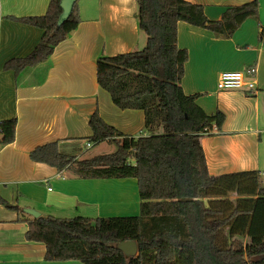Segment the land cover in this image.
<instances>
[{
  "label": "trees",
  "instance_id": "16d2710c",
  "mask_svg": "<svg viewBox=\"0 0 264 264\" xmlns=\"http://www.w3.org/2000/svg\"><path fill=\"white\" fill-rule=\"evenodd\" d=\"M136 18L147 36L141 50L97 60V81L120 109L144 111L150 135L129 137L95 112L90 117L97 145L117 150L75 160L57 142L30 152L35 162L61 170L74 165L82 178H136L141 199L137 216L90 219L82 216L25 218L28 241L46 245L45 259L84 264H264V182L259 171L212 175L202 146L208 130L221 129L223 111L207 114L198 94L182 88L188 51L178 45V23L229 38L248 18L260 21V1L227 7L220 20L187 0H136ZM61 0H50L43 15L8 17L43 30L34 50L13 58L4 70L18 75L47 60L81 22L78 2L58 26ZM16 119L0 122V144L15 139ZM23 213L18 206H10ZM136 241L127 257L118 243Z\"/></svg>",
  "mask_w": 264,
  "mask_h": 264
},
{
  "label": "crops",
  "instance_id": "0c3cea01",
  "mask_svg": "<svg viewBox=\"0 0 264 264\" xmlns=\"http://www.w3.org/2000/svg\"><path fill=\"white\" fill-rule=\"evenodd\" d=\"M187 1L202 5L209 19L220 20L227 7L252 0ZM259 1L260 21L246 19L229 38L180 21L178 45L189 55L184 92L198 94L196 101L207 114L221 110L226 115L222 128L202 139L209 172L256 170L264 182V0ZM49 2L0 0V122L17 120L14 141L0 144V264H84L46 260V245L25 237L24 219L33 216L7 205L32 208L44 217L140 214L136 178H82L74 165L59 170L30 158L36 147L57 142L75 160L88 159L72 151L100 144L87 140L95 112L129 137L150 135L144 111L120 109L97 81L100 56L137 51L147 41L136 18V0H78L80 24L47 60L18 75L4 70L8 60L30 54L43 36L42 29L8 17L43 15ZM250 66L257 68L256 91L218 90L222 72Z\"/></svg>",
  "mask_w": 264,
  "mask_h": 264
},
{
  "label": "built area",
  "instance_id": "2783aa9c",
  "mask_svg": "<svg viewBox=\"0 0 264 264\" xmlns=\"http://www.w3.org/2000/svg\"><path fill=\"white\" fill-rule=\"evenodd\" d=\"M217 88L220 91L242 90L254 92L257 89V68L250 66L243 71L222 72L218 78ZM214 130H217V127L208 130V134ZM87 146L91 147V143H88ZM49 190H51V187Z\"/></svg>",
  "mask_w": 264,
  "mask_h": 264
},
{
  "label": "water",
  "instance_id": "95a60500",
  "mask_svg": "<svg viewBox=\"0 0 264 264\" xmlns=\"http://www.w3.org/2000/svg\"><path fill=\"white\" fill-rule=\"evenodd\" d=\"M77 1L78 0H61V7L63 11L58 21V26H60L62 22L69 17L73 9V6ZM23 210L25 213L32 215L33 218H38L41 216V213L35 209L24 208ZM117 247L121 249L127 257L137 255L138 248H137L136 241L121 242V243H118Z\"/></svg>",
  "mask_w": 264,
  "mask_h": 264
},
{
  "label": "rangeland",
  "instance_id": "374dc122",
  "mask_svg": "<svg viewBox=\"0 0 264 264\" xmlns=\"http://www.w3.org/2000/svg\"><path fill=\"white\" fill-rule=\"evenodd\" d=\"M145 45H142V47H140V49L138 50L143 49ZM79 146L80 145H78L77 148ZM116 150H117V146L115 144L112 145V144H109V142H103L93 148H86L84 145H82L79 149H76L72 152L73 154H81L83 152L82 153L83 158H91L93 156H97L101 154L113 153Z\"/></svg>",
  "mask_w": 264,
  "mask_h": 264
}]
</instances>
